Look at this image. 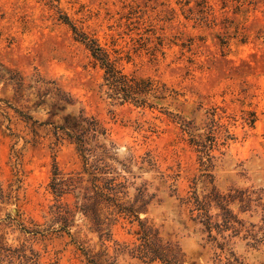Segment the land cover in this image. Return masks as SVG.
Instances as JSON below:
<instances>
[{
  "label": "rangeland",
  "instance_id": "obj_1",
  "mask_svg": "<svg viewBox=\"0 0 264 264\" xmlns=\"http://www.w3.org/2000/svg\"><path fill=\"white\" fill-rule=\"evenodd\" d=\"M64 15L112 55L120 51L126 72L161 79L179 90L182 97L160 106L164 112L190 121L195 132L210 126L207 110L212 106L225 110L221 112L223 122L229 125L233 139L214 152L213 167L201 170L197 152L180 138L179 128L166 114L120 105L105 97L100 90L103 71L61 21ZM11 76L27 81L35 76L56 80L74 97L75 106L56 113L49 105L47 110H34L33 101L29 102L24 109L35 118L60 123L64 115L83 109L108 128L120 159L129 148L138 153L151 150L160 171L178 174L176 180L163 183L161 172L145 171L131 178L135 183L129 187L130 195L145 179L153 184L174 183L177 192L185 194L201 173L206 182L197 183L200 190L212 186L220 192L264 190V0H53L51 4L47 0H0L2 97L13 94ZM252 113L256 115L254 126L250 125ZM152 127L157 131H150ZM13 131L21 137L0 129V182L22 179L21 210L25 217L43 222L54 164L67 172L80 169L81 161L74 146L66 142L56 146L42 130L30 142L28 129L13 125ZM133 170L138 174L137 168ZM169 193V187H161L155 202L159 198L165 202L156 203L147 214L155 227L180 246L188 263L217 264L213 238L202 232L201 222L194 223L188 213H179ZM231 207L246 226L254 223L257 230L262 224L259 214L251 216V211ZM76 223H81L79 216ZM134 228L123 220L114 226V238L132 240ZM242 235L235 236L227 248L242 264H264L263 251L248 248ZM4 236L7 245L19 243L12 227L5 228ZM67 242L66 238H53L36 244L42 252L40 264H83ZM119 264L143 263L132 259Z\"/></svg>",
  "mask_w": 264,
  "mask_h": 264
},
{
  "label": "trees",
  "instance_id": "obj_2",
  "mask_svg": "<svg viewBox=\"0 0 264 264\" xmlns=\"http://www.w3.org/2000/svg\"><path fill=\"white\" fill-rule=\"evenodd\" d=\"M47 1L51 4L53 0ZM60 19L72 29L75 38L85 45L102 69L100 90L107 99L120 105L130 104L135 108L166 114L168 121L179 128L180 138L197 152L201 170L213 167L217 158L214 152L233 139L229 125L223 122L225 115L221 112L225 113V110L212 106L207 110V125L210 126L204 132H195L196 128L190 121L179 114L164 112V106H160L182 97L179 90L161 79L126 72L120 51L115 50L116 55H112L98 39L78 28L68 15ZM9 79L14 82V91L10 97L0 96V129L5 128L20 138L21 135L13 131V125L23 126L32 135L27 142L36 140L42 130L51 138L52 144L57 146L66 142L74 146L81 168L65 172L54 164L47 185L50 198L43 222L25 217L21 210L22 179L17 177L8 184L0 182V215L10 209V205L16 206L6 212L4 218L0 217V264H40L42 252L35 245L53 238L68 239L67 244L74 247L83 264H119L120 260L132 259L143 264H190L180 246L163 237L147 215L156 203L165 202L162 198L155 202L163 186L170 188L169 197L175 199L179 213H188V219L194 223L201 222L202 232L213 238L217 264H242L239 256L227 248L241 232L240 238L246 241L248 248L264 253L263 189L231 188L220 192L212 186L200 190L197 183L206 182L201 173L185 194H179L173 187L174 183L153 184L145 179L130 195L129 187L135 183L131 178L140 177L145 171L161 172L159 178L163 183L176 180L178 174L160 171L151 150L138 153L129 148L120 159L119 148L111 139L108 128L96 117L86 115L83 109L78 114L64 115L60 123L37 119L25 111L24 107H28L31 101L34 110H47L49 105L55 113L75 106L72 94L56 80L42 76L32 77L29 81L22 76ZM252 115L250 125L254 126L256 115ZM150 131L156 132L157 128L152 127ZM133 168H137L138 174ZM152 186L155 190L151 192ZM232 205H236L239 212L251 211V216L259 214L262 224L257 230L253 228L257 226L254 223H250L251 227L246 226V221L238 218ZM141 214L146 216L141 217ZM77 216L81 223H76ZM123 220L135 226L132 240L114 238L113 228ZM6 227L17 232L19 243L7 245Z\"/></svg>",
  "mask_w": 264,
  "mask_h": 264
}]
</instances>
